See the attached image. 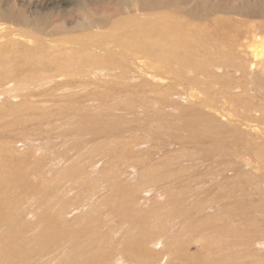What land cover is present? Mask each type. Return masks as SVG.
Segmentation results:
<instances>
[{
    "label": "rangeland",
    "instance_id": "374dc122",
    "mask_svg": "<svg viewBox=\"0 0 264 264\" xmlns=\"http://www.w3.org/2000/svg\"><path fill=\"white\" fill-rule=\"evenodd\" d=\"M3 1L27 5L29 27L0 33V264H264V50L254 66L248 51L264 41V14L223 0L231 10L205 17L202 40L193 23L189 41L158 25L159 67L177 79L159 89L125 58L94 54L106 23L73 27L85 14L74 2L94 21L129 19L96 16L114 3ZM135 19L129 29L152 47L155 32ZM60 36L64 52L50 48ZM210 102L249 118L211 114Z\"/></svg>",
    "mask_w": 264,
    "mask_h": 264
},
{
    "label": "bare ground",
    "instance_id": "6f19581e",
    "mask_svg": "<svg viewBox=\"0 0 264 264\" xmlns=\"http://www.w3.org/2000/svg\"><path fill=\"white\" fill-rule=\"evenodd\" d=\"M66 1L69 2L68 0H66ZM93 1L94 0L90 1V5H91V2H93ZM108 1L110 3H114L115 8H113L112 10L109 9L110 11H102L100 13H96V16L98 18L103 17L105 15L116 14L119 11L120 14L125 13L127 18L129 17V19H127L126 21L120 22L119 17H117V18H114V20H110V21H108L107 19L94 21L91 15H94L95 12L91 11V15H89L87 13L88 11H86L84 9L85 7H83V2H74V5L79 6L80 9H82L83 12H85V14L80 19V21H77L75 24H73V27L77 30H81L84 33H91L95 30L99 31V27L106 23L107 25H106L105 30L99 31L100 34H103V35L105 34V36H107L106 40H105V37H103V40H105V46H104L105 51H103L101 53H94V54H96L97 56H100V57H103V54H107L111 58H116V57H120V58L123 57V59L125 58L133 67L139 69V72L136 71V73L138 75L142 74V75H144L143 76L144 78L151 80L153 83H155V82L158 83V85H156V86L159 89L164 88L163 87L164 81L166 82V80H169L171 82L173 80L174 82H176L177 79L175 80L174 76L171 74L168 67H166L164 65L162 67H159V60L160 59L158 60L159 52L157 49L158 39L156 38L157 37L156 32L158 30H160L158 28V25L162 24L163 22L166 23V25L169 27L168 35L170 38L178 37V35L182 34L183 38L185 40L189 41L190 39H189V37H187V30H186L185 25L187 23H193L194 28L192 29L191 28L192 26L190 27L192 29L191 33H194L196 37H198L200 40H202L201 39V31L203 28V23L206 22L205 17L209 14H213V13L217 14L219 12L225 14L231 10V8H229V9L225 8L226 5L224 4L225 1H223V0H108ZM97 2H98V0H95V3H97ZM238 2H239L238 8L240 10H242L243 12H245L246 14L253 13V14H257V16L259 13L264 14V7L263 6L261 7L260 4H257V3H259L258 0H239ZM9 3L10 4L6 8L3 9L2 7L4 4V1L3 0L0 1V20H4V21H0V33L4 32L5 30L10 28L9 24H7V23H12L15 26H20V27H23L24 29H27L29 27V23H28L29 8H28V6L26 5L22 8H18L17 6L13 7V5H14L13 2H9ZM190 4H191V7L189 8L188 5H190ZM131 5H134V6L131 7ZM203 7H206L207 10L206 9L204 10ZM140 11L149 13L151 15V19L150 20H145V19L142 20V16L139 15V13H141ZM129 12H134L135 14H138V15L134 14L135 18H137V20L140 23H145L144 27H146L149 31L151 30V32L149 34L155 32L154 36L151 38L153 40L152 47L145 46V44L147 43L145 38L143 36H141V34L136 33L134 31H131L129 29V25H135L134 21L136 20L135 18L133 19L134 16H128ZM153 12H154L155 16H152ZM213 19H215V18H213ZM262 19L264 21V16H262ZM5 21H9V22H5ZM128 23H129V25H128ZM93 26H95L94 29H93ZM52 28L58 29V28H63V27L61 25L54 24V25H52ZM58 31H63V30L60 29ZM12 38L24 39V37L19 36L17 33L12 34ZM60 39H61V36L58 38L51 39V41L54 43H57V45L50 46V48L53 50H58V51L64 52L63 43L58 42V40H60ZM192 39H193V37H192ZM72 42L74 43V39ZM125 42H132V44H136L138 49H140V48L145 49L146 48L148 50H144L141 52V55L135 56V55L130 53L128 48L124 47ZM197 46H198V42L194 40L193 45L191 47L192 48L191 50L194 51L197 48ZM263 50H264V41H263V38L261 36H259L257 38V40L254 42L252 41V45L250 47H248V51L250 52V56L252 58V60L250 62L253 66L255 65V63H257L262 58ZM79 58L80 57H78L77 59H79ZM78 66L81 68H86V69L87 68L88 69H94L95 71L105 70V68L101 67V65L89 66V65L85 64V65H78ZM122 67H125V66L122 65ZM86 69H85V71H86ZM125 69H128V68H125ZM131 69H133V68H131ZM131 69H129V70H131ZM39 72L40 71H38V73ZM88 74L93 75L90 73H88ZM162 76H164V77H162ZM15 84L17 85V83H15ZM178 84L183 88L184 92H188V95H191L193 91H196V89L194 90L193 88L186 85L184 82H178ZM16 95H18V96H16ZM11 96L12 97L14 96L13 98L19 97V96L25 97L23 100H26V99H28L29 94H28V92L16 93V94L11 93ZM5 97H6V95H5ZM32 97H34V96H32ZM207 100H208V98H207ZM2 102L6 103L4 100H2ZM201 102H204V101L201 100ZM28 104H30V103L25 102L23 105H28ZM213 104H214V102H213ZM193 105H194L195 110L200 111V114H202V113L206 114V115L208 114V116H209L208 111L203 112V110H202L203 107H201L200 105H196V104H193ZM204 106L209 108V109H212L214 111V112L209 111V112H211V114L227 116L231 120H236L238 122L240 121L241 123L244 119L247 120L249 118V117H244L243 119H241L242 117L241 118L236 117L235 114L233 115L235 117H233L231 115L224 114L217 107H214L211 104V102L208 104H204ZM262 114H264V113L262 112ZM261 116H263V115H261ZM217 120H219V119H217ZM249 126H251V125H249ZM2 236H3V233L0 232V243H5ZM132 247H133V249H129V250H131L129 257H132L133 253L135 255H137L135 247L134 246H132ZM83 249L85 250V248H83ZM77 254H78V252H77ZM44 257L45 256L41 255L39 257V261L37 264H41V262H46ZM88 263H90V262H88ZM75 264H77V263L75 262Z\"/></svg>",
    "mask_w": 264,
    "mask_h": 264
}]
</instances>
